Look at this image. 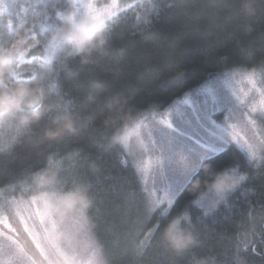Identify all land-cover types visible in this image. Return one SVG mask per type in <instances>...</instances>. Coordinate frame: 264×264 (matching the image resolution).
<instances>
[{
  "label": "trees",
  "instance_id": "1",
  "mask_svg": "<svg viewBox=\"0 0 264 264\" xmlns=\"http://www.w3.org/2000/svg\"><path fill=\"white\" fill-rule=\"evenodd\" d=\"M121 1L97 24L104 43L91 55L56 46L46 61L0 60L7 68L0 90L25 85L42 96L38 107L0 114V215L13 197L38 194L44 182L68 194L83 186L87 204L70 196L112 264H264V157L253 162L229 145L203 160L166 211H148L140 175L118 138L139 116L167 108L211 76L264 70V0ZM11 8L0 13V58L40 33L50 36L69 20L73 0ZM13 64L18 76L8 72ZM66 120L71 132L46 135ZM231 168L242 180L224 202L210 212L193 203ZM172 220L195 246L175 251L164 241Z\"/></svg>",
  "mask_w": 264,
  "mask_h": 264
},
{
  "label": "rangeland",
  "instance_id": "2",
  "mask_svg": "<svg viewBox=\"0 0 264 264\" xmlns=\"http://www.w3.org/2000/svg\"><path fill=\"white\" fill-rule=\"evenodd\" d=\"M30 1L0 0V13L12 5L24 11ZM118 6L119 0H73L69 19L87 16L97 25ZM48 38L40 33L30 44L22 42L6 51L0 60L46 61L56 48ZM13 65L8 72L18 76V64ZM118 138L140 175L148 211H166L214 153L236 145L253 162L264 157V70L237 68L211 76L167 108L139 116L119 131ZM241 180L235 168L225 170L193 203L210 212ZM44 183L38 194L13 197L0 215V264H112L79 202L51 182Z\"/></svg>",
  "mask_w": 264,
  "mask_h": 264
},
{
  "label": "clouds",
  "instance_id": "3",
  "mask_svg": "<svg viewBox=\"0 0 264 264\" xmlns=\"http://www.w3.org/2000/svg\"><path fill=\"white\" fill-rule=\"evenodd\" d=\"M104 43V28L92 23L87 16L80 19H69L66 23L56 28L48 38L50 46L55 45L64 48L68 55H91V53ZM7 71L3 62H0V76ZM42 96L35 94V91L25 85H18L13 93L0 91V114L14 112L27 105L29 107L39 106ZM34 120H38L36 115ZM72 124L66 120L63 124L49 131L46 135L55 138L64 132H71ZM213 188L217 185L213 184ZM193 191L200 189V182L193 181ZM69 195L77 197L82 203L89 202L88 190L86 187L77 186L69 192ZM199 195H204L200 192ZM164 241L175 251H183L196 245L197 241L193 235L180 227L179 220L170 221L163 230ZM200 264H203L201 261Z\"/></svg>",
  "mask_w": 264,
  "mask_h": 264
}]
</instances>
